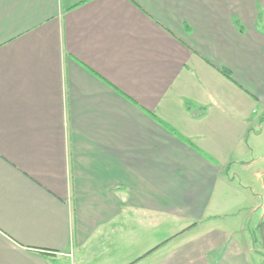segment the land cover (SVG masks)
<instances>
[{"label": "crops", "instance_id": "0c3cea01", "mask_svg": "<svg viewBox=\"0 0 264 264\" xmlns=\"http://www.w3.org/2000/svg\"><path fill=\"white\" fill-rule=\"evenodd\" d=\"M260 122L264 0H0V264H261Z\"/></svg>", "mask_w": 264, "mask_h": 264}, {"label": "rangeland", "instance_id": "374dc122", "mask_svg": "<svg viewBox=\"0 0 264 264\" xmlns=\"http://www.w3.org/2000/svg\"><path fill=\"white\" fill-rule=\"evenodd\" d=\"M258 126L257 132H251L248 140L251 149L247 156L249 164L234 163L226 170L231 184L224 191V198L229 202L234 200L237 204L228 209L227 215L217 219V222L234 229L242 239L249 241L253 250L263 251L261 244L253 238L256 226L264 215V122Z\"/></svg>", "mask_w": 264, "mask_h": 264}, {"label": "trees", "instance_id": "16d2710c", "mask_svg": "<svg viewBox=\"0 0 264 264\" xmlns=\"http://www.w3.org/2000/svg\"><path fill=\"white\" fill-rule=\"evenodd\" d=\"M225 73L229 74L228 71H226ZM229 167L230 166H228L227 169H229ZM254 236H255V238L258 239V241L261 244V247L263 249V251H258V252L262 256L261 264H264V215L262 216V218L260 219L259 223L256 226Z\"/></svg>", "mask_w": 264, "mask_h": 264}]
</instances>
